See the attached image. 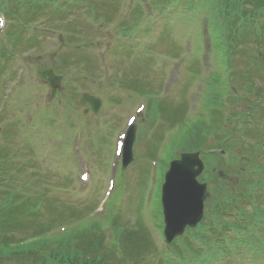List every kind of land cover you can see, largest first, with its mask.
<instances>
[{"label": "rangeland", "instance_id": "1", "mask_svg": "<svg viewBox=\"0 0 264 264\" xmlns=\"http://www.w3.org/2000/svg\"><path fill=\"white\" fill-rule=\"evenodd\" d=\"M202 1L203 0H193L192 7H195L198 2ZM130 2L131 0H81L79 4L74 6V12L69 13L67 17H54L51 20V15H53L52 12L48 14L43 13V15H40V20L35 22H45L44 27H50L48 34L45 38L40 37L36 45L35 42L30 43L28 41L20 44V53L18 50L12 49L13 45L10 42L18 36V33L21 35L25 34L23 28H21V31L18 30L20 27L26 29V35L21 37V39L28 40V30L36 28L30 15L24 13V15L19 16L15 22L12 23L13 25L10 26L12 30L17 29L18 33H15L13 36H7L6 33L4 34L5 52L8 54L5 55V61H12V64L17 62L16 65L19 66L23 61L22 57L30 56L28 61L24 62L25 66L22 74L18 72H15L17 75L13 76L12 73L9 76L8 74H4L2 77L3 81H0V119L3 118L8 121L10 125L9 128L18 129V122L20 121L18 119H23L29 109H32V107L28 105L30 103L36 104L38 101V96L36 95L38 89L33 85V82L37 84L38 81L36 78H32L33 73L37 70L51 67L52 63L56 66H54L55 72L63 74L67 78L60 92L63 94L64 100L73 101L75 99L76 101L82 92L85 93L84 91H88L103 99L99 114L102 113L104 116L99 120L94 129H92L91 125L93 126V124H90L88 118L94 120L93 118L95 117L89 114L87 116V113L84 112L88 105H78L74 101L73 103H69L71 109L68 107V109L62 111L64 106L61 105L66 103L64 100L61 99L60 101L59 99L55 104L53 103L54 106L52 109H54V113H49L45 111L42 106H39L36 113L37 118H43V120H40L41 123L27 130L22 129L21 145L9 138L1 145L4 146L7 143L6 148H8L10 153L12 155L18 154V157L15 156L13 163L8 166V173L10 172L12 174L11 183L6 184L9 185L7 189L10 193L13 192L16 185H30L29 188L24 189V195L31 194V199H35L45 192L48 185H69L72 183L69 185L70 189L68 191L70 193L56 194L69 204V209L67 212H64L66 218H63V215H54V217H57L56 220L59 219L60 223H65L67 222L66 220L78 217L76 211L77 213L81 212L84 205L87 206V204H90L95 194L93 196L84 195L78 185L73 184L72 181L69 182L68 174L71 173V171L68 166L64 165L68 162L71 166L67 154L63 156L59 155L56 159L57 162L53 160V156L51 155L50 164L44 165L43 162H41V160L39 162L38 159V153L40 152L42 154L43 148L38 145L36 149L35 146L40 143H52L58 151H68L70 154L73 149H79L83 159L87 161V154L84 152L82 145L80 143L75 144V142L69 139V136L74 133L75 128L64 123L67 119L76 120L77 122L79 117L76 113L82 114L81 121L84 122L92 145L98 150L95 151V149H91L89 146L87 147L99 171H101L103 167V169H106L104 165L108 164L110 161L111 151L114 147L113 139L123 126L125 112H128V108H132V105L137 103L142 102L150 104L147 112L138 122L139 136L137 150L135 151V160L128 168V170H130L127 173H119L115 176L117 187L109 200V203L119 211L121 220L130 226L127 227L128 229H132L131 227L133 226L137 227L136 216H146L151 226L155 227L160 223L161 228L162 207L160 192L164 174L162 170L166 167L163 158H165V155L168 153L169 156H172L171 151L176 149L173 142L170 144L169 148L165 149L167 147V140L164 139L162 141V139L163 137L169 138L173 133L175 137H182L185 130L189 128V122H183L178 125L179 118H174V113L179 109H183V114L187 111L188 117H195V113L198 111H191L190 104L192 101V105L195 106L198 98H200V96H198V88L216 92L215 94L218 95V99L213 101H202L200 103V111L197 117L193 119L194 121L205 120L206 123L208 122L207 126H210L213 123L212 109L229 108L231 102L224 100V98L236 92L235 95L239 103L235 106L236 108L234 107L233 112L235 110L240 111L246 109L253 111L256 116L263 114L259 106L255 104V107H253L252 104L249 103V100L243 97L245 95L243 94L244 91L249 90L250 85L253 84L257 87V89L254 90L256 96L258 98L260 97V99L264 97V75H258L257 73V69L259 70L264 66V44L260 46L254 42L249 44V51L255 53V58H252L254 55L242 50L244 47H242V49H234L236 54L233 61L240 69L236 66H231L229 58H226L225 61L223 59V62H220L222 66L221 71H213L212 74H205V72L211 73L213 69H216L215 63L219 59V55L216 52L212 53L211 66H209L210 63L207 60L202 62L201 58L205 52L201 54L200 61L203 64V68L198 57L195 55L181 60V83L175 75L170 77L167 80V84L175 90L165 95L164 99H159V89L164 82V76L168 66L166 63H168L167 61H174V55L176 57L177 48L179 49V44L175 42L173 38L179 39L182 43L183 55L192 53V21L189 20L190 13L183 16L185 21H182L180 18V30L177 32H171L169 30L164 31L169 25L164 18L151 21L145 16L141 25L144 27H149V23H153V25H151L152 28L149 36L143 40V43L154 39L155 45L152 50H145L144 46L133 47L131 44L125 46L120 43V46L118 45L116 50L113 46L107 53V60L101 61L102 57L105 56L102 54L105 48H103L101 42L103 38L109 37L111 34L110 30L107 32L105 29H109L117 25L118 21L127 18L126 16H128V14L125 8H127L126 5H129ZM91 4L98 10V24L109 19L105 24L101 23L103 27L105 26L102 31H98L95 24H91L89 21L87 24L83 22L84 13L90 15V10L95 12ZM0 13L8 16L3 7L0 8ZM167 17L170 18V16ZM8 18L10 22L12 19L11 16ZM186 20L189 21L186 22ZM10 28L6 25V31ZM58 32H61L63 35H60ZM1 35L2 28L0 29V36ZM116 39H118V35H116L114 41ZM91 41H94L93 43L96 47L93 48L95 45L92 43L93 49L90 51ZM208 41V33L207 31H203L205 51L208 49ZM181 43L179 50H181ZM30 44H32V46L28 48L27 45ZM78 44H82L83 49L75 47ZM170 44L172 46L171 54ZM70 51L71 54H68L67 52ZM58 52L65 53L63 55L72 57V59L68 57L67 61H65L67 65L61 63L58 67V65L53 62ZM79 52H82L83 55H78ZM161 52L165 53L163 61L155 62L156 54H162ZM20 55L21 58L18 60ZM10 56H13V59ZM58 60L61 62V58L58 57ZM27 62H29L31 66H28ZM253 62L256 63V69L253 73L249 72L248 74L246 71L247 64ZM236 70H238L239 75L237 74L236 76L234 74L232 76L231 72ZM19 75L22 77H18ZM249 75H251V78L247 81L246 77ZM11 76L12 79L8 82ZM109 76H112L110 82ZM246 82L247 86L245 84ZM131 86L134 88L129 90ZM191 86L193 88L188 90L187 88ZM230 86L233 87L229 88ZM176 89L179 90L176 91ZM34 95H36V97H34ZM44 96L45 95L42 96L43 102ZM223 103L225 105H223ZM262 104H264V102H262ZM187 105H189L188 108H186ZM192 109H194V107ZM6 121L3 125H6ZM262 124L264 123L255 125L256 128L251 130L249 126L240 122L236 127L237 133L234 136H230V140L233 141L232 143L236 146L235 149L232 150V152L236 154V164L229 167L228 171H231L233 176L241 177L243 184L246 186H255L259 184L258 177L251 175L249 172V170L252 171V168L256 166L249 162L244 163L246 160L243 158L245 154L255 156V154H253L255 150L247 143V136H260V126ZM219 126L222 127V123L219 124ZM179 127L181 128L180 132L178 131ZM220 127L217 129H221ZM246 129H250V131H246ZM203 131L205 133H201L200 139L199 134H197V137H195V135L189 137L188 144L196 145L197 147L201 145L203 139L204 142L201 145L202 147H222L224 143L222 141L219 142L217 136L215 138L210 137L209 140L205 139V134L213 135L216 131L215 129L208 127L203 128ZM218 133L222 140V132L218 131ZM85 140L87 142L86 137ZM159 150L165 155H162ZM33 152L37 153L36 158L33 160L34 163H32L30 159V164L23 167V163ZM74 155L78 154L74 153L73 156ZM74 158H76V156H74ZM153 163H155L156 166H154ZM243 163L246 164L245 167H242L244 166ZM75 171L76 168L73 169L72 177L75 175ZM209 174L211 175L212 171H210ZM104 179L105 176H101L99 178V183L102 184ZM209 187L214 188L215 185H209ZM241 188L242 187H239V189ZM255 195H258L259 199H261V191L255 192ZM60 205H54L53 207L57 208ZM23 207L24 206L21 208ZM254 209L249 207L248 214L253 215ZM262 211V215L256 219V224L259 226V228L256 229V239L264 238L263 208ZM25 216L26 219H30L31 217L30 214H26ZM18 217L19 214H16L13 220L17 218L18 221ZM51 219L52 214L51 217L48 216L45 218L46 223H50ZM226 220H232V216L228 215ZM17 221L11 224L15 225ZM147 227L152 233L153 238L158 241L159 247H161V245L163 247V241L160 237L159 230L150 226ZM32 229L33 226L31 225L13 231L11 229L10 231L14 235L12 239L30 234ZM261 245L264 248V242ZM251 260L252 258L249 255L243 260L239 253L232 254L231 256H227L226 254L219 256L212 254L209 257L208 264H246L245 262H250ZM253 263L264 264V249L259 252V257H257Z\"/></svg>", "mask_w": 264, "mask_h": 264}, {"label": "trees", "instance_id": "2", "mask_svg": "<svg viewBox=\"0 0 264 264\" xmlns=\"http://www.w3.org/2000/svg\"><path fill=\"white\" fill-rule=\"evenodd\" d=\"M236 1L223 0L219 3L221 7L219 15L226 19L225 22L227 21V25L231 28V34L235 37L233 45L237 48L240 46L244 48L248 47L251 42L263 45L264 0H242L239 5L236 4ZM254 5L256 6L255 8ZM245 22L248 23L245 24ZM238 27L242 30L240 31ZM258 30H261L262 41L258 39ZM217 99L218 97H214L213 94L211 101ZM196 134L197 132H192V135ZM39 207L40 202L37 199L26 210H23L24 215H31L30 219H25L26 222H18L23 225L11 224L16 219H9L4 223L3 218L0 216V227H3L2 231L0 230V240L6 241L13 238L12 232H7L11 229H21L22 227L31 225L33 229L30 234L33 235L48 229L45 224L39 221L41 217L38 212ZM138 226V228L134 227V229H128L125 225L119 227V241H117V245L112 249V257L110 258L107 254L93 253L95 250H99L102 240L98 237V224H92L63 237L36 242L31 246H19L13 252L10 249H6L0 254V264H113L112 262L115 264H181L165 258H161L156 262L150 257L153 251L150 239L140 223ZM243 242H247L250 245L248 248L251 251H260L259 248L253 245L249 234L246 237L239 238V243ZM118 248L120 253L116 251ZM80 249L81 252L79 253ZM191 250L192 254H190ZM53 251L62 252L61 255L65 261H51L49 254ZM179 253L184 259L182 264H195V261L196 263L207 264L205 254L193 245L191 247L187 240L186 245L179 249ZM211 254L217 255L218 252ZM116 258H121V261H117Z\"/></svg>", "mask_w": 264, "mask_h": 264}, {"label": "water", "instance_id": "3", "mask_svg": "<svg viewBox=\"0 0 264 264\" xmlns=\"http://www.w3.org/2000/svg\"><path fill=\"white\" fill-rule=\"evenodd\" d=\"M43 79L48 77L50 84L54 89L60 87V78L53 75L51 71H46L40 74ZM199 162L198 154L185 155L182 161L174 163L173 168H183L186 182L180 184L179 190L181 191L182 198L176 199L173 196H164V206L166 219L169 224H178L179 230L169 233L170 239H172L178 233H181L186 224L196 225L202 217V206L200 204V198L203 195L202 187L196 183V177L200 172L195 169V163ZM200 167V166H199ZM176 180V176H172V181Z\"/></svg>", "mask_w": 264, "mask_h": 264}]
</instances>
